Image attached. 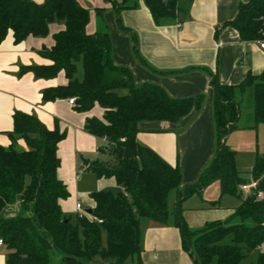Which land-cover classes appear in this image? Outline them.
<instances>
[{
  "label": "trees",
  "instance_id": "obj_1",
  "mask_svg": "<svg viewBox=\"0 0 264 264\" xmlns=\"http://www.w3.org/2000/svg\"><path fill=\"white\" fill-rule=\"evenodd\" d=\"M137 1L105 0L112 5L119 23L120 13L136 9ZM143 1L157 24L176 20L181 13L179 0ZM89 22V11L78 0H45L42 4L0 0V45L9 32L13 33L14 43L20 44L29 37H47L53 23L65 26L55 35L54 46L41 51L50 64L23 72L46 80L64 73L67 84L45 90V102L75 98L78 112H88L96 105L105 110L102 120H87L85 131L107 142L100 152L107 154L109 161L86 162L88 171L97 178H114L120 188L93 192L90 197L95 207L91 216L74 219L66 215L60 201L70 194L58 178V146L66 136L58 129L48 130L35 116L15 113L13 130L7 133L11 145H0V240L8 252L7 264H52L62 258L85 264H100L98 260L101 264L140 261L142 222L166 224L169 197L174 191L175 225L184 250L195 264H242L250 253L264 246V154L257 156L248 173L250 178H246L237 169L236 152L226 140L238 129L241 117L237 91L252 89L253 129L264 125V72L248 76L238 86L221 85L218 77L212 76L216 157L196 184L180 191V169L138 142V125L177 123L200 110L203 97L177 100L158 86H137L128 69L115 66L108 33L89 34ZM227 26L235 28L244 42L259 40L264 27V0L243 4L237 18ZM120 28L126 31L121 24ZM252 181L258 182L257 190L244 193L241 187ZM214 182L221 183L222 196L237 197L241 204L227 222L191 231L183 216V203ZM16 205L20 212L5 217ZM233 219L240 222L234 224ZM255 264H264V252Z\"/></svg>",
  "mask_w": 264,
  "mask_h": 264
},
{
  "label": "crops",
  "instance_id": "obj_2",
  "mask_svg": "<svg viewBox=\"0 0 264 264\" xmlns=\"http://www.w3.org/2000/svg\"><path fill=\"white\" fill-rule=\"evenodd\" d=\"M31 1L42 4L45 0ZM250 1L179 0L181 13L178 18L157 24L143 0L137 1L136 9L122 11L120 23L112 5L105 0H78L90 14L87 32L108 33L115 66L128 69L137 86H158L171 99L203 97L200 110H194L177 123L142 122L138 125V142L170 166L180 169V191L196 184L216 157L212 76H217L221 85L238 86L248 76L264 72V51L256 42L242 41L238 31L227 26L237 18L240 7ZM120 24L126 31H122ZM64 30L63 24L53 23L47 37H29L20 44L14 43L13 33L9 32L0 45V145L5 148L11 145L7 133L13 130V116L17 112L37 117L48 130L58 129L64 133L66 137L58 146L61 161L58 178L66 185L70 197L61 200L60 205L66 215L75 219L82 216L77 204L83 209H94L90 197L94 190L118 191L120 188L114 178H97L88 171L86 162L109 161V156L100 152L107 142L85 131L87 120H102L105 110L96 105L88 112H78L69 104V99L45 102V90L67 84L64 73L46 80L36 78L32 72H23L26 68L50 64L41 51L52 48L55 35ZM241 95L236 92L238 102ZM245 125L230 134L226 144L235 134L258 129H253L254 122ZM20 144L24 146L23 142ZM82 188L84 193L80 192ZM176 199L177 191H174L169 197L170 216L166 224L142 222L140 261L134 259L125 264H195L192 255L184 250L175 225ZM69 201H72V208ZM214 202L218 205L214 206ZM240 204L237 197L222 196L221 183L214 182L183 203V216L191 231H199L214 222H227ZM11 212L18 214L20 206H14ZM239 222L232 220L234 224ZM260 252H264V246L253 252L254 260L257 261ZM7 253L1 246L0 264H7Z\"/></svg>",
  "mask_w": 264,
  "mask_h": 264
},
{
  "label": "rangeland",
  "instance_id": "obj_3",
  "mask_svg": "<svg viewBox=\"0 0 264 264\" xmlns=\"http://www.w3.org/2000/svg\"><path fill=\"white\" fill-rule=\"evenodd\" d=\"M121 94H125V91H121ZM240 108H241V118L238 124V127L242 128L247 126L245 124H252L253 120V109H254V94L253 91L247 90L245 93H242L241 99H239ZM234 135V134H233ZM229 147H233L234 151L237 153L236 165L239 172L243 173L245 177H248V173L252 170L257 156H262L264 154V125H259L258 129L249 131L245 130L244 132L235 134L233 136V140L227 143ZM92 175V174H91ZM94 178V176L92 175ZM84 178V177H83ZM96 179V178H94ZM86 180L83 179L84 186H87ZM90 183V182H89ZM85 189H81V193H84ZM96 191V190H94ZM93 192V191H91ZM245 196V194H244ZM80 202L84 204V201L81 199ZM69 207H73L72 201H69ZM14 207V206H13ZM10 208L5 217H12L15 216L11 211ZM87 208L84 207V211ZM17 215V214H16ZM75 217V216H74ZM76 218V217H75ZM105 239V235H104ZM255 253H250L246 260L243 261L242 264H255L256 260H254ZM52 258L54 256L52 255ZM57 262V261H56ZM101 264L102 262L98 260ZM58 264V263H52Z\"/></svg>",
  "mask_w": 264,
  "mask_h": 264
},
{
  "label": "built area",
  "instance_id": "obj_4",
  "mask_svg": "<svg viewBox=\"0 0 264 264\" xmlns=\"http://www.w3.org/2000/svg\"><path fill=\"white\" fill-rule=\"evenodd\" d=\"M181 27H182L181 25H178V28H181ZM256 43L259 46L260 50L261 51H264V27H263V29L260 32V39L257 40ZM69 104L75 108L76 105H77L76 104V99L75 98L69 99ZM257 188H258V182L252 181L249 185L242 186L241 187V190L244 193H250L251 191L257 190ZM258 197L259 198H262V194L259 193L258 194ZM77 211L82 216L86 215V212L82 208V205L81 204H77ZM1 246H3V241L2 240H0V247Z\"/></svg>",
  "mask_w": 264,
  "mask_h": 264
},
{
  "label": "water",
  "instance_id": "obj_5",
  "mask_svg": "<svg viewBox=\"0 0 264 264\" xmlns=\"http://www.w3.org/2000/svg\"><path fill=\"white\" fill-rule=\"evenodd\" d=\"M17 151H20V148H16ZM86 214L91 216L93 214V210L89 209L86 211ZM56 263L58 264H85L79 261H76L75 259H71V258H62L59 259Z\"/></svg>",
  "mask_w": 264,
  "mask_h": 264
}]
</instances>
